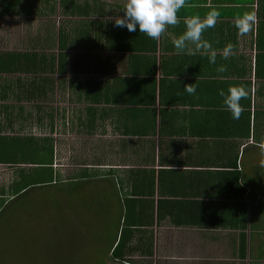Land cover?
I'll list each match as a JSON object with an SVG mask.
<instances>
[{"label": "crops", "instance_id": "1", "mask_svg": "<svg viewBox=\"0 0 264 264\" xmlns=\"http://www.w3.org/2000/svg\"><path fill=\"white\" fill-rule=\"evenodd\" d=\"M55 1L65 14L57 32L3 35L12 48L1 53H22L23 63L0 72V137L50 138L54 181L116 195L123 217L111 245L125 218L131 264L137 252V264H264V0H186L158 41L115 26L126 0ZM213 10L220 15L203 39L216 63L177 54L185 20ZM245 14L255 21L240 35ZM36 40H50V54ZM191 84L195 94L184 89ZM240 86L248 95L235 120L219 91ZM35 120L47 128L36 132ZM4 121L12 132L1 131ZM30 162L0 163V210L28 192L9 186Z\"/></svg>", "mask_w": 264, "mask_h": 264}, {"label": "rangeland", "instance_id": "2", "mask_svg": "<svg viewBox=\"0 0 264 264\" xmlns=\"http://www.w3.org/2000/svg\"><path fill=\"white\" fill-rule=\"evenodd\" d=\"M56 2L21 0L16 16L0 18V53L12 48L10 41L9 46L5 43L3 35L7 32H57L65 14L63 8L53 6ZM69 10L75 12L74 8ZM51 15L54 17L49 18ZM35 43L36 50L45 51L51 41L36 40ZM34 122L36 132L47 128L43 120ZM2 125L1 131H13L7 121ZM20 130L15 132L25 133L23 128ZM41 155L46 157L47 153L44 151ZM14 157L27 162L47 159L37 156L30 145L18 152V158L17 153ZM9 181L10 178L5 179L6 184ZM88 191L91 189L85 183L56 180L30 188L16 200L6 202L0 210V264H123L113 261L110 254L113 228L123 217L119 208L122 203L116 195ZM123 215L126 216V211ZM133 254L135 257L131 260L137 264L139 253Z\"/></svg>", "mask_w": 264, "mask_h": 264}, {"label": "clouds", "instance_id": "3", "mask_svg": "<svg viewBox=\"0 0 264 264\" xmlns=\"http://www.w3.org/2000/svg\"><path fill=\"white\" fill-rule=\"evenodd\" d=\"M186 0H126L123 17H116L115 26L126 27L129 32L137 31L144 33L153 40H159L168 28L179 23L177 13L185 7ZM220 13L216 10L211 11L206 17L193 16L185 20V30L178 38H173L172 43L177 50V54L195 55L200 53L208 57L209 63H216V51L212 44L203 39L206 30L214 28ZM255 21L254 14H245L238 17L235 22L240 35L247 34ZM232 54L231 46L225 48L224 58ZM219 72H224V66L218 68ZM189 94H195L196 88L191 85L184 87ZM248 93L242 86L229 87L227 93L220 90L219 96L222 98L223 107L229 111L232 118L238 120L243 111L240 104Z\"/></svg>", "mask_w": 264, "mask_h": 264}, {"label": "trees", "instance_id": "4", "mask_svg": "<svg viewBox=\"0 0 264 264\" xmlns=\"http://www.w3.org/2000/svg\"><path fill=\"white\" fill-rule=\"evenodd\" d=\"M20 0H0V8H2V11L5 14H11L12 12H15V7L17 3ZM60 42V38H59ZM61 49V46H59ZM0 53V72H12V69L10 68V65L13 63H20L22 64L23 61L19 56L22 55V53ZM24 56V55H23ZM36 59H38L37 54L35 55ZM31 58V57H30ZM62 53H58L57 58V64L58 66L62 63ZM5 136L0 137V163H15L16 157H14L15 153L24 151L27 149L28 145L32 149H34L37 152V156H41L42 158H47L46 160L42 159L39 161H32L30 164H34L32 168H30L29 173H27L26 168H19V180L16 181L13 185L11 184L9 186V193L12 195L18 194L21 191L27 192L28 189L40 186L43 184H49L54 181V175H53V169L52 164L54 161V150L53 146L49 144L50 140L48 138H36V141L33 143L28 142V137L22 139V138H3ZM31 141V138H29ZM28 142V143H27ZM42 150V151H40ZM47 153V156L41 155V152L44 151ZM20 163H28L25 161H20ZM217 221L209 222V225L214 226H224L219 223H216ZM136 225H142L140 221L135 222ZM117 224L116 226H119ZM130 225H132L129 221H127L125 218L123 220V226L120 233V238L115 246L111 245L110 247V254L112 256V260L115 262H122L126 264H131V261L129 259V256L131 255L132 250H136L137 247H127V243L131 237L132 229L130 228ZM150 248V247H149ZM150 252V251H149Z\"/></svg>", "mask_w": 264, "mask_h": 264}]
</instances>
